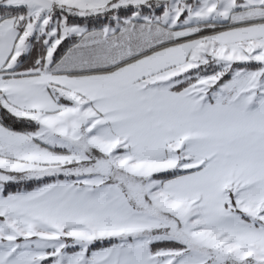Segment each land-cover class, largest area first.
<instances>
[{"label":"snow or ice","instance_id":"snow-or-ice-1","mask_svg":"<svg viewBox=\"0 0 264 264\" xmlns=\"http://www.w3.org/2000/svg\"><path fill=\"white\" fill-rule=\"evenodd\" d=\"M0 264H264V0H0Z\"/></svg>","mask_w":264,"mask_h":264}]
</instances>
